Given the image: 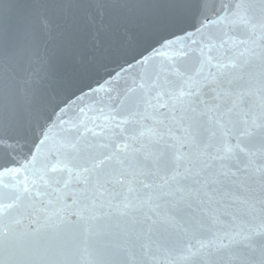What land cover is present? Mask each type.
Listing matches in <instances>:
<instances>
[{
	"label": "snow or ice",
	"instance_id": "1",
	"mask_svg": "<svg viewBox=\"0 0 264 264\" xmlns=\"http://www.w3.org/2000/svg\"><path fill=\"white\" fill-rule=\"evenodd\" d=\"M0 264H264V0H0Z\"/></svg>",
	"mask_w": 264,
	"mask_h": 264
}]
</instances>
